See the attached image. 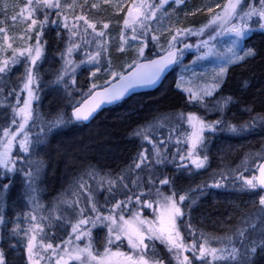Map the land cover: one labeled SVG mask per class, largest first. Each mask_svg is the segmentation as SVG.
<instances>
[{"label": "snow or ice", "instance_id": "1", "mask_svg": "<svg viewBox=\"0 0 264 264\" xmlns=\"http://www.w3.org/2000/svg\"><path fill=\"white\" fill-rule=\"evenodd\" d=\"M18 7L11 21L13 27L18 22L23 24L22 34L9 35L7 28L0 27V81L8 83L6 78L13 69L23 65L20 91L16 87L7 90V96L15 95V105L0 104L4 109L0 181H7L0 183V208L7 207L8 193L18 175L22 177L21 198L32 206L33 212L40 207L37 185L45 168L51 166L52 152L69 169L75 168L76 175L69 188L56 197L57 203L64 205L66 215L40 217L49 222L53 242L45 243L42 237L37 248L35 233H43L44 228L35 214L31 215L32 226L21 228V216L27 220L28 213L8 221L0 212V229L12 224L8 228L10 246L17 247L19 241H12L23 235L27 239L28 264H41L42 260H47V264H264V148L248 153L234 170L213 172L210 182L202 181L195 187L185 183L210 167L211 137L217 132L239 135L257 126L264 131V114L251 115L256 112L257 103L264 111V86L259 97L250 100L245 92L251 84L244 73L236 88L229 84L233 69H244L257 60L264 65V45L248 42L249 34L257 29L264 34V0H208L184 13L185 20L192 17L190 26L183 25L176 15L187 7L186 0H26ZM105 9L111 10L110 15H104ZM197 15H204L207 22L197 26ZM113 28L119 37L115 45L119 62H114L109 51ZM52 31L61 67L52 73L48 86L67 103L58 104L51 118L45 120L34 102H39V68L47 59L49 41L45 36ZM225 36L230 43L224 52H219L215 43ZM191 38L197 42L188 43ZM17 39L21 43L14 46ZM193 47L200 54L191 64L184 65L185 53ZM9 50L11 54L5 56ZM210 56L219 63L210 72L197 73L194 66ZM174 65H183L175 87L184 109L173 116L154 113L131 129L141 143L126 167L105 173L96 185L89 184L87 180L99 176L100 161L93 164L94 158L72 153L73 163L69 164L67 143L61 141L53 148L57 137L86 126L103 105L124 100L136 88L156 86ZM81 67L87 72V92L77 82ZM0 92H5V88L0 87ZM23 93L26 97L21 103ZM240 105H244L250 119L234 124V115L229 114ZM66 108H71L70 114L62 110ZM209 114H216L217 118L209 120ZM158 118L170 122L167 134L162 125L153 123ZM37 122L39 132L33 133ZM17 146L18 151L14 152ZM77 160L80 163H75ZM169 164L174 166L170 171ZM229 184L240 193L258 197V205L253 201L256 211L242 220L245 227L235 228L231 227L233 215L225 213L219 221L225 234L206 233L201 226L203 221L195 215L198 201L210 189H223ZM67 193L74 198H67ZM149 209L153 219L142 216ZM53 211H57V206ZM67 226L71 228L67 238L54 243L56 230ZM3 239L4 232L0 230V240ZM97 239L103 253L95 246ZM82 241H86L83 247ZM213 242L219 246H213ZM0 264H8L3 250Z\"/></svg>", "mask_w": 264, "mask_h": 264}, {"label": "trees", "instance_id": "2", "mask_svg": "<svg viewBox=\"0 0 264 264\" xmlns=\"http://www.w3.org/2000/svg\"><path fill=\"white\" fill-rule=\"evenodd\" d=\"M187 8L191 9L196 4L197 0H186ZM201 15H197L196 21L200 18ZM186 20H192V17H188ZM49 41L50 48L56 46L54 43V38H50L49 35L46 38ZM250 44H255L256 46L264 45V34L261 32H254L250 35L248 41ZM57 47V46H56ZM60 47H62L60 45ZM49 52V49H48ZM114 62H119L116 60V56H113ZM123 58H120L122 60ZM14 70V69H13ZM79 73V72H78ZM241 73L247 77L251 88L245 92V96L250 100L253 97H259L260 89L264 86V65L261 64L259 60L253 62L251 65L247 66L244 69L235 68L232 70V79L229 81L230 88H236L237 82L241 79ZM13 74V71L12 73ZM11 74L6 78L8 83L0 81V87L5 88L3 96H7V90L16 87V83L11 80ZM87 76L84 73V70L78 74V84L83 87L85 84ZM42 89V95H40V101L46 103L47 112H53L57 110V105L61 104L62 101L59 100L58 95H56L48 86V83H40ZM40 88V92H41ZM17 89V87H16ZM49 89V90H48ZM39 92V93H40ZM15 95L7 96L8 101H12ZM12 102H10L11 104ZM67 103V102H66ZM184 109V101L181 100L180 94L175 88L174 82L171 80V75L168 76L161 86L153 92L142 93L135 95L118 106L111 107L102 111L88 126H80L76 131L69 133L67 136L57 137L56 140L52 142L53 148L57 147L61 141L67 143L69 151L68 163L71 164L72 153H75L78 156H87L94 159L91 160L93 164H96L97 161H100L101 170L100 175H105L103 165L106 168H110L111 172L115 173L121 168L127 166L131 163V158L135 155L137 146L141 143L140 140L135 139L132 135L131 129L135 128L139 123L150 119L154 113H159L161 117L163 116H173L176 113H179ZM71 108L65 109L68 113ZM195 111V109H189ZM202 114V112L200 113ZM257 114H264V111L261 110L259 103L256 104V112L251 115L255 116ZM230 116L234 115V119L231 120L232 123H243L249 121V113L244 111V105H240L237 108H233ZM216 114H209L207 119L213 120L216 119ZM158 127L163 126L165 134H167V128L169 127L170 122H166L164 119L158 118L157 121H154ZM186 129L187 126L184 125ZM223 139V142H228L227 146H224V152L222 154V160H218L217 155L219 154V141ZM175 138L173 139L174 143ZM212 144L211 149H216L215 154L211 156V159L216 163L211 165L210 169L206 171H201L199 175H194L191 178V181H186L185 183H191L193 187L196 184L201 183L206 180L207 172L210 171H221L225 169L234 170L242 164L245 160V157L248 153H257L262 148H264V131H261L257 126L255 130L242 133V134H233L227 131L217 132L211 138ZM74 142V144H73ZM171 146V145H170ZM183 147V145H181ZM172 151H175V148H172ZM41 157L48 161V157ZM52 161H50V167L48 174L46 173L45 181L49 184V190L46 189L44 192L43 176L37 186L41 187V202H45L47 214H62L66 215L64 212V205L60 206L49 203L52 197H55L57 194L61 195V192H65L69 188V184L72 182L74 173L76 174V169H69L63 159H60L55 152H52ZM218 162V164H217ZM75 163H80L79 160ZM251 162H250V165ZM173 165H168V171L173 169ZM105 168V169H106ZM243 171V168H241ZM248 175V173H244ZM70 177V178H69ZM99 177V176H97ZM69 178V182L65 183ZM205 178V180H204ZM100 179V177H99ZM98 179V180H99ZM44 181V182H45ZM7 182V181H6ZM0 181V183H6ZM94 182L89 180L88 183ZM15 185L10 189L7 197V206L14 202V193ZM213 190V189H210ZM215 191H210L207 196L202 197L199 201V207L195 215L197 217H202L206 223L204 224L205 228L203 230L206 233L222 236L225 234L224 229L220 226L219 221L223 218L225 213H231L233 215V220L231 222V227H239V224H243L242 220L251 213L256 211L255 207H251L248 201L251 199V195L246 193H240L236 188L229 184L226 188L223 189H214ZM15 194V195H14ZM67 198H74L67 196ZM83 199V197H81ZM101 201L103 197H99ZM56 201V200H55ZM248 203V204H247ZM52 206V207H50ZM54 206H57V211L54 212ZM40 217H45V212L43 211L42 205H40ZM151 210H146L142 212V216L150 217L152 216ZM153 219V217H152ZM45 222V221H44ZM214 225H212L213 223ZM49 222H47L48 224ZM207 224V225H206ZM244 225V224H243ZM245 226V225H244ZM207 228V229H206ZM222 228V229H221ZM60 232L63 230H59ZM64 236L63 234L59 237L60 239ZM63 239V238H62ZM124 250V248H123ZM8 258V257H7ZM9 263H12V260L9 258Z\"/></svg>", "mask_w": 264, "mask_h": 264}, {"label": "rangeland", "instance_id": "3", "mask_svg": "<svg viewBox=\"0 0 264 264\" xmlns=\"http://www.w3.org/2000/svg\"><path fill=\"white\" fill-rule=\"evenodd\" d=\"M25 2H26V0H0V27L7 28L9 30V35H15V36L19 37L22 34L23 24L18 22L15 25V27H13V24H12V21H11V17L18 12V10H19L18 6H22L23 3H25ZM80 2H83V0H80ZM88 2L89 3L100 2V0H88ZM207 2H208V0H197V2L194 5V7H192L191 9H188L187 7L186 8L182 7L180 10H178L176 15H178L180 17L183 25L190 26L191 23H192V20H185L184 19V13L186 11L194 10L196 7L201 6L202 4L207 3ZM220 2L223 3V2H225V0H220ZM169 11H171V9H169ZM110 12H111L110 9H105L104 10V15H110ZM206 22L207 21H206L205 16L201 15L200 18L196 21V24H197V26H199L200 24H203V23H206ZM255 32H260V31L257 29ZM251 34L252 33H250L249 36ZM48 35H49L50 38H55V32L54 31L47 33V37H48ZM110 35H111L112 39L109 42V51L112 54V56H117L116 48H115V45L118 43V40H119L117 30L115 28H113V30L110 33ZM45 38H46V36H45ZM204 39H207V37H204ZM196 42H197L196 38H191V39L188 40V43H191V44H195ZM2 43H3V41H2V39H0V44H2ZM20 43H21V41L19 39H17L14 42V46H17ZM228 43H230L228 37H226V36L225 37H220V38L217 39V41L215 43V47L217 48V50L219 52H224L225 49H226V45ZM61 46L63 47V45H61ZM48 49H49V52H48ZM10 54H11V52L9 50L4 55L8 56ZM199 54L200 53L197 52L195 47L189 49L185 53V58H184L183 64L184 65L191 64V61L193 59H195L196 55H199ZM45 55H46L47 59L44 62H42L41 66L39 68V73H40V76L42 77L40 83H44V82L48 83V81L52 79V73L55 70H57V69H59L61 67V63L58 62L59 61V57H58V54L56 53V46H53L51 48H50V46H48ZM79 55H82V53H80ZM76 58L79 59V56H77ZM215 63H219V61L216 60L215 56H210V57L207 58L206 61H202V62L198 63L197 65H195L194 68H195V71L197 73L210 72L212 70L213 65ZM82 70H83V67L78 69V72H79L78 74H80L82 72ZM22 71H23V65L21 64V65H18L17 67H15L14 70H13V74H11V80L16 83L17 92L20 91V87L22 86L20 84V81H19V76L21 75ZM182 71H183V65L175 67V69H174V71H173V73L171 75V80L174 82V84H175L176 80L178 79V77H179V75H180V73ZM84 73L87 76V72L84 71ZM185 79H188V75L185 76ZM90 83H91V81L89 80V85H90ZM192 86L195 87V85H192ZM82 88H83V90L85 92H87L88 86H86L84 84ZM42 89L44 90L45 87L41 88V92L39 91L40 92V93H38L39 102L38 103L34 102V107L37 109V111L40 114V116L43 119L47 120V119L51 118V116L55 113L56 110L51 112V113L47 112L46 103L40 101V98H41L40 95H42ZM2 94H3V92H0V104L15 105V103H16L15 96H14L12 101H8V99L5 98ZM184 95H186V94H184ZM25 97H26V93H23L21 95V103H22L23 98H25ZM58 98L61 101L60 96H58ZM10 102H12V103L10 104ZM62 103H66V101H63ZM62 110L65 111V109H62ZM3 112H4V109L0 108V126H2L4 124ZM8 112L9 113L11 112L10 108L8 109ZM32 132L33 133L39 132V122H37V125L32 128ZM0 135H2V127H0ZM227 143H229V141L228 142H223V139L221 141H219V149H218L219 154L217 155L216 159H218V160H222L223 159L222 158L223 157L222 154L224 152V148H225L224 146H227ZM215 150H216L215 148L211 149V156L215 154ZM13 151L14 152L18 151V146L16 148H14ZM34 158H36V157H34ZM217 164H218V162H217ZM103 167H104V170H107V171H103V172H111L112 171V170H110V168H106L105 165H103ZM101 169H102L101 167L98 168L99 177L100 178L104 176L103 174L100 175V173H101L100 170ZM218 170H215V171H210L209 170L207 172V175H206V180L210 182L211 174L213 172H219ZM0 171H2V169H0ZM48 171H49V167H46L45 170H44L45 175H44V179H43V186H44L43 187L44 188V192L43 193L46 192V189H48V190L50 189L49 188V184H47L46 181H45L46 173L48 174ZM42 176H43V173L41 174V178H42ZM99 177H95L94 179H89V180H93L94 181V182H90V184H93V185L98 184V182L100 180ZM89 180H87V182ZM204 180H205V178H204ZM3 182H6V181H3ZM14 185H15L14 193L16 194V196L14 197L15 200H14L13 204L10 203L6 208H0V212H3L5 214L6 219L8 221L15 220V218L18 215H21L22 213H28L29 217H28L27 220H25L23 218V216H21V220L19 222L20 225H21V228H30L32 226L31 215L35 214L37 216V222L40 224L41 227L44 228V232L43 233H40L39 231H37L35 233L36 236H37V240L35 242L36 245H37V248H39V246L41 244L42 237L44 238V242L45 243L53 242L50 239L52 229H50V227H48V224H47L48 221L40 219V214H39L40 208L37 207L35 209V212H33L32 206L29 203L25 202L20 196V193L23 191V188H22V177L21 176L18 175L16 177V179L14 181ZM38 189H39V191L37 193L38 203H39V205H42V207L44 208L43 209V211L45 212L44 216L47 217L48 214H47L46 210H47L48 207H46L45 202H41L40 199H41L42 190H41L40 186H38ZM210 191H215V190L214 189L213 190H209L208 194L212 193ZM61 193H63V192H61ZM58 196H60V195L57 194L55 197H52L50 200H46V201H50L49 203L60 206V204H58L57 201H55L56 197H58ZM67 196L69 197V196H71V194L67 193ZM254 200L257 201V205H258V197L251 196V199L248 201V203H249V205H251V207H254V205H253V201ZM50 207H52V206H50ZM152 217L153 216H150V217H148V219H152ZM198 218L201 219L203 221V223H206L205 220L202 217L201 218L198 217ZM71 222L74 223L75 221L72 220ZM212 225H214V223ZM201 226L203 228H205L204 224H202ZM11 227H12V224L10 223L8 225V228H11ZM239 227H245V226L243 224H239ZM8 228L0 229V230H2L4 232V239L0 240V250H3L5 252L6 259H7L8 263H9L8 259L10 258L12 260L11 264H28L27 254H26V250H25V245L27 243V239L23 235H21L19 237H16L15 240L12 241V243H16V241L18 240L19 244H18L17 247H11L10 243H9V238H8ZM59 230H63V231L60 232ZM70 231H71L70 226H67L65 228H61V229L56 230V240L54 241V243H59L62 238L66 239L67 238L66 237V233L70 232ZM32 234L33 233H31V232L29 233V235H32ZM62 234L64 236H62V238L60 239L59 237ZM94 235H96V231L95 230H94ZM84 243H86V241H82L80 243V246L83 247ZM95 246L101 253H103V247L101 246V243H100L99 239L96 240ZM213 246H217L218 247L219 245L217 243L213 242ZM113 250L115 251V249H113ZM121 250L122 251H127L126 248H124V250L123 249H121ZM42 254L48 255L50 253H42ZM41 264H47V260H42ZM53 264H54V261H53ZM69 264H78V262L77 261H70Z\"/></svg>", "mask_w": 264, "mask_h": 264}, {"label": "water", "instance_id": "4", "mask_svg": "<svg viewBox=\"0 0 264 264\" xmlns=\"http://www.w3.org/2000/svg\"><path fill=\"white\" fill-rule=\"evenodd\" d=\"M174 67H175V65H174L173 67L169 68V69L165 72L164 77L161 79V81H160L156 86H154V87H140V88H136V89H135L133 92H131V93L129 94V96L126 97L124 100H122V101H120V102H118V103H114V104H105V105H103L102 108L98 111V114H97V115H99L102 111H104V110H106V109H109V108H111V107H114V106H117V105L121 104V103L124 102L125 100H127V99H129V98H131V97H133V96H135V95L155 91L156 89H158V88L161 86V84L163 83V81H164V80H165V79L171 74V72L174 70ZM70 112H71V111H70ZM97 115H96V116H97ZM96 116H95V118H96ZM93 120H94V119H92L91 122H92ZM91 122H86V126H88Z\"/></svg>", "mask_w": 264, "mask_h": 264}, {"label": "bare ground", "instance_id": "5", "mask_svg": "<svg viewBox=\"0 0 264 264\" xmlns=\"http://www.w3.org/2000/svg\"><path fill=\"white\" fill-rule=\"evenodd\" d=\"M210 163H211L212 165H215V164H216V163L214 162L213 159L210 160ZM74 175H76V174L74 173ZM69 178H70V177H69ZM69 178L67 179V181H66L65 183H68V182H69Z\"/></svg>", "mask_w": 264, "mask_h": 264}]
</instances>
